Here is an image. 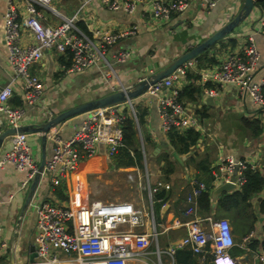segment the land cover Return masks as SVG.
<instances>
[{"label":"crops","instance_id":"crops-1","mask_svg":"<svg viewBox=\"0 0 264 264\" xmlns=\"http://www.w3.org/2000/svg\"><path fill=\"white\" fill-rule=\"evenodd\" d=\"M9 0H0V85L5 86L12 82L15 72L8 61L4 46V14ZM22 18L25 13L23 2H17ZM54 7L64 17L79 14L88 31L93 35L96 31H115L132 25H138L139 34L134 38L119 41L109 48L107 58L113 65L112 77L109 81L106 75L108 67L99 63L80 74H67L63 66L70 63L69 55H62L51 49L44 52L42 60L31 67V72L38 76L44 85V92L39 104L27 105L24 101V90L19 81L13 83V94L8 103L12 107H23L25 114L21 127L37 126L57 114L75 107L79 104L100 98L113 92L111 85H117L119 79L125 86H133L141 79L163 70L183 53L201 44L239 14L244 0H220L211 10L194 2L182 15L175 16L169 22H156L151 16L144 14L142 7L137 13L130 15L122 11H113L105 7L99 0H54ZM48 15V13H47ZM52 24H57L60 18L49 14ZM264 13L257 7L251 15L243 21L230 37L224 39L220 45L217 43L203 56L192 61V65L184 67V73L178 74L175 84L183 88L191 83L188 75L199 77L196 86L203 88V94L196 100L183 98L182 102L189 113L196 116L201 125L198 130L194 127H182L179 133L188 129H195L201 134L196 147L186 155H179L172 147L168 134L162 129V122L158 112V97L144 95L133 102L138 108L147 110L145 122L142 126L136 125L140 139L143 159L141 165L119 166L116 154L110 157L105 146H100L98 152L91 158L82 155L77 170L55 176L56 181L51 183L53 174L42 178L38 184L33 198L27 209L23 211L26 200L30 194V187L21 190L20 186L26 174L17 170L14 165L6 164L0 169V242L7 243V248L0 256V264H11L12 258L19 264L29 260L30 248L35 246L37 232V216L35 206L42 201L67 204L75 213L76 225L85 221L86 209L90 202L88 178L94 174L108 172L124 173L126 179L137 183L139 194L133 200H95L99 202H132L142 208L148 217V230L153 214L156 230L158 232V247L153 244L141 258H134L129 264H177L178 251H190L194 256L188 264H212L213 253L211 246L205 252L198 254L190 246L180 247L179 243L187 235L186 223L200 219L206 225L207 218L217 222L226 219L230 222L234 241V256L242 259L243 264H264L257 254L264 253V188L253 196L247 203L249 207L224 210L219 207V199L224 194L239 191L236 187L232 191L216 195L217 189L226 183L216 181L213 171L219 162L233 156L237 159H247L255 164L253 172H258L264 178V108L260 109L249 96H240L236 89L230 85L217 88L214 81H204L203 76L219 69L223 61L231 54L241 52L252 38L261 55L260 64L256 72V80H264ZM229 40H234L228 44ZM36 42L31 29L23 26L22 43L31 45ZM130 50L133 57L125 63L115 62V55L119 51ZM215 61H208L207 59ZM107 83H106V82ZM209 84L210 87H206ZM217 89L213 101L205 103L207 97L205 90ZM211 97V96H209ZM124 111L130 115V107L124 104ZM204 110L205 116L198 115V110ZM86 115H78L61 123L47 138L46 147L43 148L42 136L39 133H27L28 142L38 164L40 165L43 152L47 160L53 157V136L69 139L76 128L81 126ZM259 123L260 132L256 130ZM11 129L5 116L0 114V134ZM12 136V135H11ZM11 136L4 139L0 149V159L11 147ZM169 153L178 161L175 163L174 173L165 174V163L160 156ZM173 153L178 154L176 158ZM201 165V166H200ZM200 168H199V167ZM169 176V177H166ZM147 180L153 185L162 180L171 185V189H160L151 201L145 185ZM142 182V186L139 185ZM205 184L207 189L203 193H210L212 206L209 212L203 211L199 203L200 196H194V189L199 184ZM232 184V183H231ZM89 190V191H88ZM193 200L189 201V196ZM263 203V204H262ZM189 208L194 209L193 214H187ZM180 222V225L176 222ZM124 231H133L123 227ZM253 234L251 242L246 238ZM164 237L163 248L159 237ZM133 245L132 237L118 239ZM255 243V244H254ZM255 246H254V245ZM254 246V248H253ZM174 249V253L170 251ZM160 253H159V251ZM65 257L64 254H62ZM36 260V259H35Z\"/></svg>","mask_w":264,"mask_h":264},{"label":"built area","instance_id":"built-area-1","mask_svg":"<svg viewBox=\"0 0 264 264\" xmlns=\"http://www.w3.org/2000/svg\"><path fill=\"white\" fill-rule=\"evenodd\" d=\"M19 1L23 2L26 10L23 18L18 9V0H9L4 14V46L15 77L9 84L0 85V114L5 116L10 128L13 129L21 127L25 114L23 107H12L8 103L13 94V83L19 81L22 84L27 105L39 104L44 85L39 77L31 72V67L42 60L44 52L53 49L59 54H68L71 63L69 66H63L67 74H80L102 63L110 71L106 75L109 81L113 70V65L107 58L109 48L121 40L136 37L140 31L138 25H132L115 31H96L92 35L78 25L81 22L78 13L71 17L62 16L54 7V0ZM99 1L110 10L130 15L137 13L142 7L144 14L151 16L156 22H169L175 16L184 14L194 2H199L200 6L209 11L220 0ZM253 1L257 3L259 0ZM49 14L60 18L59 23L52 24ZM24 25L31 29L36 39L34 44L22 43ZM132 57L133 53L130 50L119 51L115 55V62L125 63ZM260 60L258 47L251 38L241 52L229 55L217 71L202 78L206 82L214 81L217 88L228 85L234 87L240 96H249L260 109H263L264 80H256ZM187 64L193 63L192 61L186 63L170 76L156 82L146 93L158 97V112L165 134L182 127L201 129L197 117L189 113L181 100L182 88L175 84L178 74L184 73ZM117 81V85H111L113 92L132 87L125 86L119 79ZM216 93L215 88L205 90L207 96L213 97ZM124 104L129 105L130 115L138 125L137 112L130 102L87 113L81 126L76 128L69 139H62L56 135L52 137L53 157L47 160L42 178L46 174H53L51 183L54 184L55 176L77 170L82 155L91 158L102 145L105 146L108 156L114 157L124 146L122 126L127 117ZM6 164H12L26 174L20 189L27 190L39 172V164L28 142L27 133H16L11 136V147L0 159V169ZM254 169L255 164L249 160L228 156L219 162L213 176L216 181L243 187L247 181V172ZM139 185L142 186V182H139ZM145 187L151 206L153 196L160 189H171V185L162 180L153 185L147 180ZM206 189L205 184H199L193 191L195 198ZM194 196H189L190 202ZM35 211L37 258L30 264H129L130 260L143 257L153 244L158 247V232L153 214L150 215V226L145 230L148 217L144 209L138 208L132 202H90L86 209V222L78 225L74 211L67 204L42 201L35 206ZM186 213L193 214L194 209L189 208ZM205 221L206 225L197 218L186 223L188 232L179 246H190L195 253L201 254L210 245L213 253L212 264H243L241 258L231 254L236 243L230 222L226 219L215 222L212 218ZM176 223L180 225V222ZM123 227H129L133 231H124ZM123 237H132L134 248L118 241ZM253 237V234H250L246 242H251ZM6 248L7 243L1 241L0 256ZM170 251L174 253V249ZM256 256L264 263V253H258Z\"/></svg>","mask_w":264,"mask_h":264},{"label":"trees","instance_id":"trees-1","mask_svg":"<svg viewBox=\"0 0 264 264\" xmlns=\"http://www.w3.org/2000/svg\"><path fill=\"white\" fill-rule=\"evenodd\" d=\"M257 7L260 11L264 13V0H259L256 3ZM78 25L82 30H84L86 33L89 34V31L86 27V25L83 22H79ZM222 42V41H221ZM219 43L220 45H223V43ZM235 43L234 40H229L228 44ZM205 53L200 55L198 59V63L203 60V56ZM70 57V56H69ZM207 59V58H205ZM208 61H215L214 59H207ZM71 63V61H70ZM70 63L66 64V66H69ZM188 80H191L188 85H186L180 96L181 100L183 98L189 99V100H196L198 97H201L203 94V88L200 86H196L195 82L199 77L188 75ZM206 87H210L209 84L206 85ZM204 110H198V115L205 116ZM147 110H143L138 108L137 112V118H138V124L142 126L145 122V116H146ZM256 131L260 132V126L259 123L256 122ZM123 129V142L124 146L119 150L118 154L116 155V162L119 166H132L135 164L141 165V161L143 159L142 151L140 147V139L138 135V129L136 126V123L134 119L130 116L126 117L124 124L122 126ZM168 138L170 139V143L173 147V149L179 154V155H186L190 153V151L196 147L199 140L201 139V134L199 131H196L195 129H188L187 131L183 133H179V131H171L168 133ZM160 159H163V162L165 163V174L170 175L174 173L175 169V163L178 164V161L172 158V155L169 153H164L162 156H160ZM201 166V165H200ZM199 167V166H198ZM200 168V167H199ZM247 181L245 185L242 187L241 190L235 191L231 194H224L219 199V207L224 210H232L236 208H244L249 207L250 204L247 202L255 195L259 194L263 188H264V178L258 173L253 172L252 170H249L247 172ZM169 177V176H166ZM159 193V192H158ZM158 196H163L161 193L158 194ZM212 198L210 196V193H203L201 197L199 198L200 206L202 207L203 211L209 212L211 210L212 206ZM263 204V203H262ZM264 210L262 206V211ZM255 244V243H254ZM253 244V245H254ZM255 246V245H254ZM253 246V248H254ZM233 248L231 250V254L234 256V250ZM194 256L190 251H178L176 253V263L177 264H188L192 261V258Z\"/></svg>","mask_w":264,"mask_h":264},{"label":"water","instance_id":"water-1","mask_svg":"<svg viewBox=\"0 0 264 264\" xmlns=\"http://www.w3.org/2000/svg\"><path fill=\"white\" fill-rule=\"evenodd\" d=\"M257 5L253 0H244V5L242 10L237 14L231 22L223 26L216 33L211 35L208 39L203 41L201 44L193 47L192 49L186 51L179 58L175 59L171 64L166 66L163 70L154 73L146 78H143L140 82L133 85L131 88H126V90H118L115 92L108 93L100 98L79 104L75 107L69 108L59 114H57L52 119L47 120L46 122L37 125V126H24L19 129H9L6 132L0 134V149L4 142V139L8 136L14 135L16 133H39L42 136L43 148L46 147V141L48 135L55 130L61 123L66 120L73 118L78 115H86L89 112H92L96 109H100L103 107H108L112 105L122 104V103H133L136 99L141 96L146 95L149 88L154 85L156 82L170 76L172 73L177 71L180 67L185 65L188 62L196 60L200 55L207 52L217 43L223 41L227 37H230L233 32L239 27V25L245 21L252 13L253 9L256 8ZM213 101L212 97L207 96L204 99L205 103H210ZM173 155L179 159L177 153H173ZM47 165V157L46 153L43 152V156L41 159V163L39 165V172L36 174L33 179L30 187V194L26 200L23 211H25L30 204L33 195L38 188V184L42 179V173ZM236 187L231 183H226L223 186L217 189L216 195L222 194L224 192L232 191ZM29 260L25 264L34 263L37 258L36 248L34 245L31 246ZM11 264H19L15 259L12 258Z\"/></svg>","mask_w":264,"mask_h":264},{"label":"rangeland","instance_id":"rangeland-1","mask_svg":"<svg viewBox=\"0 0 264 264\" xmlns=\"http://www.w3.org/2000/svg\"><path fill=\"white\" fill-rule=\"evenodd\" d=\"M94 174L88 178L90 184L89 199L92 200H133L139 194L137 183L126 179L124 173L108 172ZM107 199V200H106ZM163 248L164 237H159Z\"/></svg>","mask_w":264,"mask_h":264}]
</instances>
